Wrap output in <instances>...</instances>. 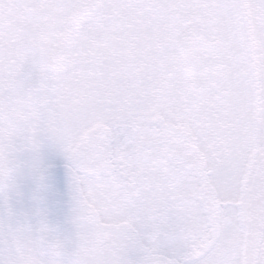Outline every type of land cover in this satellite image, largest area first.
Wrapping results in <instances>:
<instances>
[{
	"label": "snow or ice",
	"instance_id": "snow-or-ice-1",
	"mask_svg": "<svg viewBox=\"0 0 264 264\" xmlns=\"http://www.w3.org/2000/svg\"><path fill=\"white\" fill-rule=\"evenodd\" d=\"M0 264H264V0H0Z\"/></svg>",
	"mask_w": 264,
	"mask_h": 264
},
{
	"label": "rangeland",
	"instance_id": "rangeland-1",
	"mask_svg": "<svg viewBox=\"0 0 264 264\" xmlns=\"http://www.w3.org/2000/svg\"><path fill=\"white\" fill-rule=\"evenodd\" d=\"M43 162L46 166H49L48 168V180L47 183L49 185V205L52 209V214L50 216V219L52 222H62V215L61 211L57 208V204L55 201V196H57L58 192H60L58 184H63L66 186L67 179H66V171L64 169V162L61 157L56 155L55 153L45 149L43 152ZM57 165H62V169L55 170L57 168ZM54 168V169H53ZM31 185L25 186V193L27 194L30 191ZM61 188V187H60Z\"/></svg>",
	"mask_w": 264,
	"mask_h": 264
},
{
	"label": "flooded vegetation",
	"instance_id": "flooded-vegetation-1",
	"mask_svg": "<svg viewBox=\"0 0 264 264\" xmlns=\"http://www.w3.org/2000/svg\"><path fill=\"white\" fill-rule=\"evenodd\" d=\"M60 168L62 169V165H57V168L54 169L53 171H57L60 170ZM60 192H58L57 196H55V201L57 204V208L61 211V217L63 219L64 214L66 213L67 210V188L65 185L63 184H58ZM61 187V188H60Z\"/></svg>",
	"mask_w": 264,
	"mask_h": 264
}]
</instances>
